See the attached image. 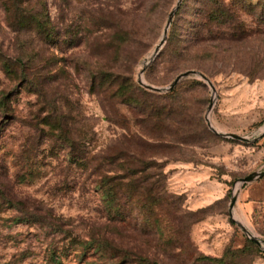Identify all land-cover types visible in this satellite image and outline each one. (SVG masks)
<instances>
[{
    "label": "rangeland",
    "instance_id": "1",
    "mask_svg": "<svg viewBox=\"0 0 264 264\" xmlns=\"http://www.w3.org/2000/svg\"><path fill=\"white\" fill-rule=\"evenodd\" d=\"M222 1L244 32L182 0L141 72L176 0H0V264H264V0ZM68 140L151 203L106 211Z\"/></svg>",
    "mask_w": 264,
    "mask_h": 264
},
{
    "label": "trees",
    "instance_id": "2",
    "mask_svg": "<svg viewBox=\"0 0 264 264\" xmlns=\"http://www.w3.org/2000/svg\"><path fill=\"white\" fill-rule=\"evenodd\" d=\"M206 15L208 19L212 21L206 22V25L208 23H215L216 26L223 25L227 31L232 30L234 33L236 31L244 32L241 22H234V11L230 7V3H226L222 0H211V8L206 11ZM220 20L222 22H220ZM141 91L148 94L144 90ZM147 114H149V111ZM47 123L53 131L55 129L62 130L63 124L57 121ZM67 142L70 147L69 153L72 161L77 165H82L84 171L90 170L87 176L93 173L98 175L99 180L95 185V189L101 196L102 205L106 211L112 212L115 216L120 215L119 209L121 207V201L126 197H128V200L134 205L142 203L145 206V204L149 205L151 203L152 187L147 188L145 191H139L138 185L132 183L125 184L122 180V174L119 173L117 169L112 170V172L102 170L103 166L116 165V167H118L120 153L116 152L99 157L89 156L79 142H75L74 140H68ZM127 171H132V169H127ZM148 207L149 206H147V208ZM200 260H204L208 263H222L223 259L201 256ZM54 264H61V262L56 260Z\"/></svg>",
    "mask_w": 264,
    "mask_h": 264
},
{
    "label": "water",
    "instance_id": "3",
    "mask_svg": "<svg viewBox=\"0 0 264 264\" xmlns=\"http://www.w3.org/2000/svg\"><path fill=\"white\" fill-rule=\"evenodd\" d=\"M181 1L182 0H176L173 8L168 13V17H167V21H166V24H165V27H164V31H163L162 37L160 38L159 43L154 48L153 53L151 54L150 58L146 62H144L143 66L141 68V72L145 69L146 64L158 54L160 48L164 44L167 29H168V27L170 25V22H171L172 18H173V14H174L175 10L177 9V7L180 5ZM189 75L197 76V77H200V78L206 80L208 82V84L210 85V87L212 88V90L214 89L212 83L206 77V75H204L202 72H199V71H197L195 69H188V70H185L183 72L178 73L173 78V80L169 83V85L165 86V87L152 86V85L147 84L144 81H142L140 77L138 78V83L141 84L145 89H147L149 91L161 92V91H165V90H169V89L173 88L181 78H183L185 76H189ZM211 107H212V103L209 104L208 111H210ZM205 118H206V122H207V125L209 126V128L216 132V130L212 127V125H211V123L209 121L208 113L206 114ZM216 133H218V132H216ZM262 133H264V126H263ZM218 134H220V135H222L224 137H231V138H234V139H237V140H240V141H244V142L250 141L248 139V137L241 136V135L234 134V133H218ZM251 141H254V139L251 140ZM262 176H264V171L252 172V173L244 176L243 178H240V184L242 185V184H244L246 182H251V181H253V180L257 179V178H260ZM236 195H237V193H236V190H235L234 194H232V196L230 198L229 214H231V209H232V207L234 205V202L236 200ZM241 229L248 236L249 239L253 240L255 243H259V241L253 235H251L245 227L241 226Z\"/></svg>",
    "mask_w": 264,
    "mask_h": 264
},
{
    "label": "bare ground",
    "instance_id": "4",
    "mask_svg": "<svg viewBox=\"0 0 264 264\" xmlns=\"http://www.w3.org/2000/svg\"><path fill=\"white\" fill-rule=\"evenodd\" d=\"M142 80V79H141ZM237 188H238V186H237Z\"/></svg>",
    "mask_w": 264,
    "mask_h": 264
}]
</instances>
